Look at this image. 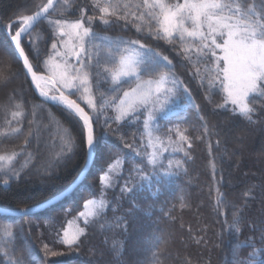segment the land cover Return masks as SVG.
I'll return each instance as SVG.
<instances>
[{
    "label": "snow or ice",
    "instance_id": "6c2138e0",
    "mask_svg": "<svg viewBox=\"0 0 264 264\" xmlns=\"http://www.w3.org/2000/svg\"><path fill=\"white\" fill-rule=\"evenodd\" d=\"M74 3L75 0H39L34 4L35 10L21 12L6 25L9 41L3 46L4 54L0 55V88L6 87L19 75L7 59L11 57L21 64L26 80H30L42 103H30L29 112L22 91L13 88L6 102L0 104V112L5 114L0 124V144L7 139L24 137L18 149L11 147L0 151V184L8 186L13 181L19 182L32 167L36 154L27 151V146L33 140L39 144L44 119L42 110L47 113L48 121L43 128L50 135L45 147L54 151L37 168V172L51 175L57 164L66 162L79 149L73 129L51 109L45 108L49 103L76 125L84 143V163L64 192L58 194L60 199L81 188L104 147L102 139L108 136L113 123L137 127L140 139L137 146L134 142L129 143L122 134L116 136L142 162L130 170L120 189L122 196L154 186L159 191L160 185L171 183L181 174L187 175L185 163L191 159L193 146L192 138L186 134L188 129L181 128L179 124L165 129L161 121L179 118L190 105L199 111V105L194 103L191 92L175 73V65L168 56L140 39L96 32L93 29L97 22L106 28L122 24V30L131 28L145 39L178 47L176 55L182 58L181 62L190 64L193 78L201 87L208 88L205 99L211 103L214 94L221 95L223 103L217 104L215 110H230L248 123L257 122L252 101L264 98V0H90L93 15H86L81 8L78 19L63 18ZM41 21L46 22L54 37L51 52L43 62V72L34 70L36 66L25 50V44H28L31 51L39 56L32 30ZM97 40L101 42L95 43ZM101 84L108 86L105 92H100ZM97 93H100L99 98ZM109 112L112 115L109 116ZM29 115L31 119H27ZM101 116L104 117L103 125L100 124ZM201 120L205 136L214 135L207 120L203 117ZM101 127L105 128L103 135L98 134ZM166 153L169 157L182 153L185 159L166 158ZM21 156L24 159L17 167ZM124 163L125 160L117 156L108 164L99 177V198L84 201V210L54 233L52 243L78 252L89 226L96 224L103 231L114 227L113 221H125V215H120L113 217V221L105 218L103 223H98L101 217H106L109 206L113 212L117 211V206L106 198V193L116 186ZM210 166L215 171V163ZM252 188L244 195H250ZM216 192V208L219 210L225 199L219 188ZM41 206L51 205L42 201L35 207ZM136 208L138 205L133 202L127 214L131 215ZM8 211L20 216L35 214L33 206ZM242 211L243 206L237 208L228 226L236 235L240 232ZM124 227L126 229V224ZM17 238H24L23 226H19L17 231L12 222L0 223V264H25L24 255L16 254ZM260 239L264 241V232ZM240 247H254V241L249 238ZM26 251L28 259L36 264L39 258L27 242ZM41 251L45 260L49 256L65 255L52 250L49 243H44ZM112 252L119 261L123 254V241L113 240ZM152 261L153 264H162L159 249L153 250ZM186 264H191V261L186 260ZM234 264H264V248L254 249L247 258L235 259Z\"/></svg>",
    "mask_w": 264,
    "mask_h": 264
},
{
    "label": "trees",
    "instance_id": "16d2710c",
    "mask_svg": "<svg viewBox=\"0 0 264 264\" xmlns=\"http://www.w3.org/2000/svg\"><path fill=\"white\" fill-rule=\"evenodd\" d=\"M38 2L39 0H0V55L4 54L3 46L9 41L6 25L21 12L30 13L35 10L34 4ZM81 8L86 15L94 14L90 0H75L72 9L63 18L78 19ZM122 27L120 24L106 28L97 22L93 30L113 37L140 39L142 43L157 48L172 60L175 73L191 92L194 103L199 105V111L190 105L180 113L179 118H173L169 122L161 121L165 129L177 124L188 129L186 134L192 138L193 146L190 150L191 159L185 163L187 175L181 174L171 183L160 185L159 191L154 186L152 189H145L130 196H122L120 189L128 179L130 170L142 162L126 149L116 136L122 134L129 143L134 142L137 146L140 139L137 127H129L127 124L118 126L113 123L108 129V136L102 139L104 147L99 151L95 165L81 188L34 215H0V223L12 222L17 226V231L19 226L24 228V238L16 240V254H23L25 264H32L27 257V242L31 244L33 252L39 258L36 264H153L154 249H159V260L162 264H186V260H190L191 264L205 262L234 264L235 259L247 258L254 249L264 248V241L260 239L261 233L264 232V98L252 101L256 109L254 116L256 123H248L230 110H215L217 104L223 103L221 95L214 94L211 103L205 99L208 88L201 87L198 80L193 78L190 64L181 62L182 58L176 55L178 47L173 48L163 41L145 39L134 29L129 28L125 31ZM32 34L39 48V56L31 51L28 44H25V50L36 66L35 70L43 72V62L51 52L54 37L44 21L32 30ZM7 59L19 71V75L6 87L0 88V104L6 102L11 89L19 88L23 93L25 107L30 112V103L40 104L42 100L35 94L30 81L26 80L21 64L11 57ZM107 87L106 84H101L100 92H105ZM127 87L128 85H125V88ZM97 96L99 98L100 93H97ZM45 108L51 109L66 126L73 129L80 147L66 162L57 164L51 175L37 172V168L49 159L54 151L50 147H45L50 135L49 131L43 128V124H47L48 121L47 113L42 110L41 115L44 119L39 144L33 140L27 146V151L36 154V159L19 182L13 181L8 186L0 184V207L17 209L36 206L58 195L76 177L84 163L83 138L79 135L76 125L54 105L47 104ZM108 115L112 113L109 112ZM201 117L207 120L209 127L215 132L214 135L205 136ZM4 119L5 114L0 112V124ZM27 119H31V116L29 115ZM100 124H104L103 116ZM28 127L26 120L25 132ZM104 132L105 128L101 127L98 134L103 135ZM196 137L201 139L196 140ZM23 140V136L4 140L0 144V151L11 147L18 149ZM209 145L212 148L211 155ZM117 156L125 160L123 172L116 186L106 193V198L117 206V211L113 212L112 206H109L106 217H101L98 223H103L105 218L113 221V217L120 215H125V221L119 223L113 221L114 227L103 231L96 224L89 226L78 252L52 243L54 233L60 231L66 226L67 221L73 220L84 210V201L99 198L101 192L99 177ZM165 156L175 160L185 159L182 153H176L171 157L166 153ZM23 159V156L18 159L17 167ZM213 162L216 165L215 171L210 166ZM253 185L256 187L252 188ZM217 188L225 199V204L219 210L216 208ZM250 188H252L250 195L245 196V192ZM133 202L138 208L128 215L127 210L132 208ZM232 205L237 207L234 208ZM241 206L243 211L240 232L236 235L228 226L233 221V213ZM80 226L83 227L82 222ZM249 238L254 241V247H240ZM113 240L123 241V254L119 261L113 256ZM44 243H49L52 250L63 252L65 255L49 256L45 260L41 251Z\"/></svg>",
    "mask_w": 264,
    "mask_h": 264
},
{
    "label": "water",
    "instance_id": "95a60500",
    "mask_svg": "<svg viewBox=\"0 0 264 264\" xmlns=\"http://www.w3.org/2000/svg\"><path fill=\"white\" fill-rule=\"evenodd\" d=\"M39 24V23H38ZM37 24V25H38ZM36 25V26H37ZM35 26V27H36ZM34 27V28H35ZM33 28V29H34ZM35 70V69H34ZM30 81V80H29ZM31 83V82H30ZM32 85V84H31ZM32 88H33V90H34V86L32 85ZM34 92H35V94L39 97V95H38V93L34 90ZM40 98V97H39ZM41 99V98H40ZM49 104H51V103H49ZM53 105V104H52ZM86 179V178H85ZM84 179V180H85ZM64 191H62L61 193H63ZM72 193V192H71ZM60 194V193H59ZM70 195V194H69ZM66 196H68V195H65L64 196V198L66 197ZM63 198V199H64ZM63 199H60L59 197H58V195H56V196H54V197H52V198H50V199H48V200H46V201H48L49 203H50V205L52 206V205H54V204H56V203H58L59 201H61V200H63ZM50 206V207H51ZM47 208H49V206H41V207H39V208H37V207H35V206H33V211H34V213H37V212H40V211H44L45 209H47ZM8 210H12V209H7V208H3V207H0V213H4V215H12V216H20V215H16V214H12V213H9V211Z\"/></svg>",
    "mask_w": 264,
    "mask_h": 264
},
{
    "label": "rangeland",
    "instance_id": "374dc122",
    "mask_svg": "<svg viewBox=\"0 0 264 264\" xmlns=\"http://www.w3.org/2000/svg\"><path fill=\"white\" fill-rule=\"evenodd\" d=\"M14 32V31H13ZM72 220V219H71Z\"/></svg>",
    "mask_w": 264,
    "mask_h": 264
}]
</instances>
